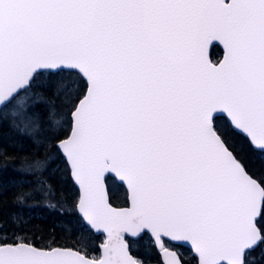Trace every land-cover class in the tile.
<instances>
[{
	"label": "snow or ice",
	"instance_id": "snow-or-ice-1",
	"mask_svg": "<svg viewBox=\"0 0 264 264\" xmlns=\"http://www.w3.org/2000/svg\"><path fill=\"white\" fill-rule=\"evenodd\" d=\"M4 123L56 219H0V264H264V0H0Z\"/></svg>",
	"mask_w": 264,
	"mask_h": 264
},
{
	"label": "trees",
	"instance_id": "trees-1",
	"mask_svg": "<svg viewBox=\"0 0 264 264\" xmlns=\"http://www.w3.org/2000/svg\"><path fill=\"white\" fill-rule=\"evenodd\" d=\"M221 49L219 46L212 47L210 51V58L213 61H217L220 57ZM43 110V105L39 106ZM21 141L23 143V153L31 152V142L26 138L18 137L10 128L8 123H4L0 126V150L8 153L10 157H16L21 155ZM248 162L251 167L257 170H264V157L249 153ZM21 161L16 158L4 159L0 156V185L4 186L2 195H0V219H7L8 214L11 212H20L25 220L28 221L26 231H17L16 237L26 236L30 241L37 244H46L50 242L49 228L54 222L56 217L43 206H35L39 197L26 201L27 205H33L31 207H17L12 202L13 193L18 189L12 186V182L16 180L27 181L31 180L30 176H23L21 173L16 171L19 168ZM64 163L61 159H57L50 167L46 175L49 177L50 182L56 186L58 191H63L65 196H74L77 194V190L71 184L70 180L65 181L63 179L64 174ZM29 185L24 184L25 190ZM121 199L117 200L116 203H123V192H121ZM5 235L0 233V236ZM6 235L11 237L13 235L12 230H9ZM67 239V237H65ZM63 242V241H61ZM99 243V242H98ZM187 255V253H186Z\"/></svg>",
	"mask_w": 264,
	"mask_h": 264
},
{
	"label": "water",
	"instance_id": "water-1",
	"mask_svg": "<svg viewBox=\"0 0 264 264\" xmlns=\"http://www.w3.org/2000/svg\"><path fill=\"white\" fill-rule=\"evenodd\" d=\"M226 2H227V0H226ZM220 47V49H221V51H222V54H221V58H222V56H223V49H222V46H219ZM210 49H211V47L209 48V51H208V57H209V59H210V56H209V52H210ZM220 58V59H221ZM211 60V59H210Z\"/></svg>",
	"mask_w": 264,
	"mask_h": 264
}]
</instances>
